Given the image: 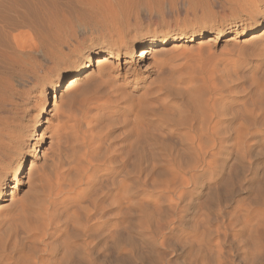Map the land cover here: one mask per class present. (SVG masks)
<instances>
[{
	"label": "rangeland",
	"instance_id": "rangeland-1",
	"mask_svg": "<svg viewBox=\"0 0 264 264\" xmlns=\"http://www.w3.org/2000/svg\"><path fill=\"white\" fill-rule=\"evenodd\" d=\"M262 24L264 0H0V127L14 130L4 203L11 215L27 204L35 222L47 208L64 228L48 257L17 223L18 264H264V38L229 41ZM182 33L144 63L128 58ZM113 48L119 59L90 70L69 96L76 104L62 92L54 108L43 90ZM121 94L128 101L106 111ZM212 118L224 143L192 146L168 130ZM115 196L110 217L88 218L93 198ZM6 226L0 264L15 255Z\"/></svg>",
	"mask_w": 264,
	"mask_h": 264
},
{
	"label": "bare ground",
	"instance_id": "bare-ground-1",
	"mask_svg": "<svg viewBox=\"0 0 264 264\" xmlns=\"http://www.w3.org/2000/svg\"><path fill=\"white\" fill-rule=\"evenodd\" d=\"M237 25L243 26V24H237ZM237 25L235 24L234 26L237 27ZM185 35L186 34H183V33L180 35H170V36L163 35V36L157 37L155 39H151L149 45L148 44H145V45L143 44V46L141 45L142 47L145 46L144 48L140 49L139 46H137L136 48L134 47L132 50L131 56L128 58L129 59H135L139 63L140 62L144 63L145 60L148 59L149 57H151L154 53H158L159 51L166 49L167 47L174 45L176 43L184 42L186 39ZM241 36L250 37L249 39L252 40L251 42H253V39L264 38V24L256 26V27H252L248 30H244V31L242 30V31L238 32L236 34V36H232V38H230V40H229L230 43L231 42L239 43L236 41V38H239ZM210 42L211 41H208V43H210ZM118 55H119V50H117V48H113V49L107 50L106 52H103V54H101V56L97 57L96 59H94L93 57H88L85 62H82V60H81V62L78 64V66L75 68V70L73 72H71L69 74L62 75L57 80V82H55L52 85V87L49 86V88L43 90V94L46 97H49V94L53 93L54 99H55V102L53 105H54V108H57L61 102L60 99L62 97V92L66 93V97H69L75 91V89L79 86V84L83 81V79L86 77V75L89 74L90 70H92V68L94 66L98 69L99 72H101V71L105 70L107 67L111 66L113 63V60H118L119 59ZM81 99L83 101H80V102H82L84 104V106H87L88 104H90V100L87 96H85V97L82 96ZM78 101H79V99H78ZM124 101H128L127 96L125 94L124 95L121 94L120 96L116 97V99L113 101V103L110 106L108 105L109 107H107L106 111L110 112V111L116 110V108L119 107L120 103L124 102ZM76 102H77V100L74 97H69L67 100V106L72 108V106H74L76 104ZM68 119L70 120L71 118L68 117ZM170 124L173 126V127H168V130L170 131V133H172V132L178 133L180 131L181 132L185 131V134H184V136H182L181 140H183V142L192 144V146L198 145L199 147L203 148L201 145H203V146L207 145L208 146V144L211 145V144L224 143V136H223L224 132L219 131V128L213 122V118L210 120L208 119V120H204L201 122H199V121L193 122L190 120L185 121V122H183V121H180V122L170 121ZM11 129L12 128L9 129L8 126H2L1 125V127H0V168L11 157V152H12L11 149L13 147L10 148V146H11V143L14 142L13 141L14 139L12 138L13 135H11L12 133H10ZM12 131H14V130L12 129ZM16 133H18V132H16ZM17 136H18V134H17ZM33 147L34 146H32V150L39 152L38 150H35V147L34 148ZM205 152H206V150L203 153H205ZM198 153L199 152L197 151V155H198ZM202 155L205 156V154H202ZM203 156H202V158H204ZM25 158H26L25 155H22L20 157L19 165L16 167V170L14 171L13 182H15V184H17V185L19 183V174L23 170V167L25 164ZM33 159H34V161L32 160L31 168L29 170L30 171V173H29L30 179L33 177L34 171L36 170V165H35L36 163L35 162H36V159H38V157L37 156L35 157V155H34ZM198 159H199V155H198ZM204 160H206V159H204ZM108 162L110 164L113 163V158H111V159L109 158ZM108 168H111L110 174H112L114 176L117 175V173H118L117 168L115 169L114 167H112L110 165L108 166ZM85 176H87V175H85ZM124 177L127 179L128 173L126 175L124 174ZM29 181L30 180H28V182ZM79 182L83 183V180L76 181L75 183H72V185H70V187H69L70 192H74V191L77 192V190H78L77 188H79L81 186L79 184ZM4 183L5 182L3 179L0 180V217H1V214L5 213V212H9L8 214L10 217L8 215L7 216L5 215V218H3L5 220H2L0 222V229H2L1 228L2 226H6V225L10 226V230H9L10 234L8 235L7 243L10 241L9 244H11L12 251L15 254L14 256L7 257V262L9 264L10 263L11 264H18V254L20 255V257L26 256L25 252L22 249L21 244H19L18 240H17L18 225L17 226H15V225L17 223L19 224V222H21V225H23V230L26 232L28 241L30 243H34V244L38 243V244L42 245V247H44L43 251H45L46 255H48V257L49 256L53 257L52 256L53 250L52 249H51L52 251L50 250L49 246H51V245H49L50 242H48V241L50 239H52V237H54L55 235L59 234L61 232V228H63L60 220L58 219V216L46 208L43 211L38 210V212L35 213V214H37V217H35L36 222H35V220L32 221V219L30 217H28V216H30V211H28L27 204H24L22 206V208H20L19 210H16L14 212V214L11 215L12 205L4 203V202H7V200L5 199L6 193H4L5 192V190H4L5 188L3 186ZM124 184L125 183H123V185ZM85 185L87 186V184H85ZM123 185H121V186H123ZM14 189H15V187H13V190ZM118 189L122 192V195L126 194V196H128L127 195L128 194V191H127L128 188H127L126 184L123 187H119ZM13 193L14 192L11 191V198H12ZM117 199L118 200L120 199V201H121V198H118L115 196L114 203L112 201V205L111 204L107 205L106 203L104 204V202H102L98 197L93 198V200H91V206L86 210V215L88 216L89 219H91L90 218L91 216L96 218L99 215H101V216L105 215V217H107L106 215H109V217H110L112 215V212H113L112 210H114V208H115L113 204H115V202L117 203ZM125 199H127V197H125ZM11 200L13 201V199H11ZM115 210H117V209H115ZM101 216L98 218H101ZM93 217H92V219H93ZM29 218H30V220H29ZM112 222H113V219L111 218L108 221L109 225ZM87 227L88 226L86 224L84 226V230L89 229V227L88 228ZM60 238H64V237L61 235ZM64 247L68 249V244L64 245ZM56 250H58V249H56ZM67 251H69V250H67ZM47 253H49V254H47ZM60 253H61V250H59V252L54 257H59ZM47 264H50L49 261Z\"/></svg>",
	"mask_w": 264,
	"mask_h": 264
}]
</instances>
